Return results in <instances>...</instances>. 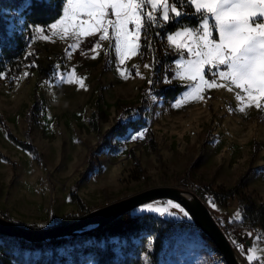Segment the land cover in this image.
Masks as SVG:
<instances>
[{
  "label": "rangeland",
  "instance_id": "rangeland-1",
  "mask_svg": "<svg viewBox=\"0 0 264 264\" xmlns=\"http://www.w3.org/2000/svg\"><path fill=\"white\" fill-rule=\"evenodd\" d=\"M10 20L12 29L21 24L22 17L14 10ZM53 22L31 26L28 49L37 53L35 68L25 69L14 80L0 79V114L8 129L16 138L34 144L39 152L36 155L13 143L6 127L0 124L1 214L29 226L48 227L84 213L70 195L73 189L91 210L148 187H182L180 181L188 176L187 188L202 197V184L231 187L248 167L252 170L242 189L250 192L256 202L264 199V110L251 107L243 113L238 111V90L229 92L227 88L206 90L201 100H183L195 84L176 75L177 61L191 58L183 51L171 65V76L164 66L151 72V66L145 67L149 65L148 59H141L140 55L122 65L108 41L102 42L100 55L92 59L88 50L97 37L88 38L80 49H72V38L61 39L47 29ZM38 28L45 31L41 33ZM71 69H75L77 77L84 78L85 88L61 82L60 76ZM118 69L125 70L124 75ZM205 76L211 77L207 68ZM176 81L188 85L170 102L153 92ZM142 96L149 101L144 111L146 124L108 138L109 147L96 157L97 168L82 173L90 149L108 128L135 115L136 110L129 109L137 106ZM36 97L40 109L31 111ZM178 101H183L182 105L175 107ZM93 113L97 115V130L90 123ZM144 127L154 132L156 150L149 147L148 130L143 131ZM142 131L143 139H132ZM131 150L139 157L142 172ZM203 197L225 228L231 218L237 217L235 199L212 203L208 196ZM168 201L151 200L135 207L133 212L146 211L148 206L163 209L168 207ZM169 208L167 213L173 212ZM71 213L78 215L65 218ZM229 237L244 264L256 261L249 262L246 257L251 252L242 254L234 241L246 249L257 248L256 255L264 257V240L257 239L262 237L260 232L244 228L230 231ZM247 240L250 242L246 243ZM201 245H180L174 262L226 264L214 244ZM167 257L173 259L170 254ZM259 262L264 264V259ZM84 264L95 263L89 260Z\"/></svg>",
  "mask_w": 264,
  "mask_h": 264
},
{
  "label": "trees",
  "instance_id": "trees-1",
  "mask_svg": "<svg viewBox=\"0 0 264 264\" xmlns=\"http://www.w3.org/2000/svg\"><path fill=\"white\" fill-rule=\"evenodd\" d=\"M174 2L182 12L191 13L193 11L187 7V4L184 7H179L181 0H174ZM49 3L54 7L46 8L36 4L29 6V0H0V79L7 77L14 80L25 69L35 68L37 53L28 49L31 26L49 24L62 13L61 0H49ZM14 10L19 12L22 22L11 29L9 27L10 17ZM196 22L194 16L186 15L177 18L164 28L154 25L147 30V39L151 46H145V51L143 55H140V58L148 59L151 72L160 71L164 66L168 75L171 76L173 73L171 65L178 55L176 52L167 51L166 48L164 52H160L159 47L164 49V45L162 43L159 45L158 33L160 31L164 33L166 30L172 32L179 26H192ZM213 34L215 38L218 37L215 31ZM159 54L162 56L159 57ZM187 85L186 82H175L156 88L153 92L166 102H170ZM148 103V98L142 96L139 104L129 109H135V115L119 120L117 124L102 134L99 141L90 149L82 173L94 171L97 168L96 157L109 147L106 142L108 138L124 135L129 129L138 130L146 124L144 111ZM34 109L36 111L40 109L38 97L30 108L31 111ZM90 123L93 129H98L96 113L92 114ZM0 124L6 127L7 135L13 143L39 155L34 144L20 140L11 133L1 114ZM146 140L151 149H157V142L151 129L147 132ZM131 155L135 158L136 166L142 172L139 157L133 150H131ZM251 170L250 167L244 170L231 187L225 185L213 187L211 184H202L199 189L202 198L205 200L204 194L209 197L212 203L226 202L229 199L237 201L240 218H231L227 228L221 223L228 235L230 231L248 228L251 231L260 232L264 240V199L256 202L250 192L242 189ZM185 177L187 179L188 176ZM186 179L180 181L182 187L185 188L189 185V181ZM70 195L78 202L81 212L85 213L89 210L75 189L71 191ZM160 199L176 202L169 198ZM169 209L173 212L161 214L155 211L133 212L131 210L112 222L87 233L42 242H31L23 238L0 234V264H84L89 260L94 261L95 264H168L172 260V264H178L174 262L175 257L173 256L175 253H179L180 245L189 244L199 248L202 246L201 242H204L214 246L192 218H185L178 209ZM75 215L78 214H67L65 218L70 219ZM150 238L151 246H149ZM167 254H170L173 259L167 257ZM256 264L262 263L256 261Z\"/></svg>",
  "mask_w": 264,
  "mask_h": 264
},
{
  "label": "snow or ice",
  "instance_id": "snow-or-ice-1",
  "mask_svg": "<svg viewBox=\"0 0 264 264\" xmlns=\"http://www.w3.org/2000/svg\"><path fill=\"white\" fill-rule=\"evenodd\" d=\"M33 4L54 7L49 0H29V6ZM185 4L193 9L191 13L179 10L174 0H61L62 13L47 29L61 39L72 38L74 43L69 46L72 49H80L88 38L97 37L88 50L92 59L100 55L102 42L108 41L110 50L118 54L123 65L133 56L143 55L145 46H151L147 39L149 28L158 26L160 21L170 24L192 15L196 24L181 26L167 37L170 45L191 57L176 63L177 77L195 82L183 100H201L206 90L227 88L229 92L238 90L235 96L240 102L238 111L243 113L251 107L264 110V0H181L179 7ZM257 18L262 19L258 22ZM37 30L43 33L45 28ZM206 68L210 78L205 76ZM118 71L124 75L125 70ZM66 73L60 76L62 83L85 88L84 78L77 77L75 69ZM182 102L174 106L180 107ZM143 138V131L132 137ZM168 207L178 209L187 219L192 218L178 202L168 201ZM168 207L148 206L146 210L164 214ZM236 216L240 218L239 213ZM234 243L242 254L251 252L246 257L249 262L264 259L256 255L257 248L246 249L243 244Z\"/></svg>",
  "mask_w": 264,
  "mask_h": 264
},
{
  "label": "water",
  "instance_id": "water-1",
  "mask_svg": "<svg viewBox=\"0 0 264 264\" xmlns=\"http://www.w3.org/2000/svg\"><path fill=\"white\" fill-rule=\"evenodd\" d=\"M147 130L148 127L143 128V131ZM159 198L172 199L189 211L194 223L216 246L226 264H244L238 257L229 235L206 201L196 191L174 185L148 187L91 209L72 220L48 227L22 224L0 213V234L23 238L31 242L74 236L104 226L129 213L135 207ZM249 242V240L246 241V243Z\"/></svg>",
  "mask_w": 264,
  "mask_h": 264
},
{
  "label": "built area",
  "instance_id": "built-area-1",
  "mask_svg": "<svg viewBox=\"0 0 264 264\" xmlns=\"http://www.w3.org/2000/svg\"><path fill=\"white\" fill-rule=\"evenodd\" d=\"M166 25L167 24H165L164 22L160 21L158 26L160 28H164ZM169 34H170V32L167 31V30L164 33H162L161 31L158 33L159 45H160V43H162V45H164V49L161 46L159 47V50H160L161 53L165 51V47H166L165 45H167V43H168L167 37H168Z\"/></svg>",
  "mask_w": 264,
  "mask_h": 264
},
{
  "label": "crops",
  "instance_id": "crops-1",
  "mask_svg": "<svg viewBox=\"0 0 264 264\" xmlns=\"http://www.w3.org/2000/svg\"><path fill=\"white\" fill-rule=\"evenodd\" d=\"M257 19H262V18H257ZM176 30H179V27L178 28H176L174 31H176ZM174 31H172V32H174ZM172 32H170V34H172ZM169 34V35H170ZM217 39H218V37H217ZM166 50L167 51H173V52H176L178 55H177V57L174 59V61H173V63H172V67H173V64H174V62L176 61V59H178L179 58V53H181L182 51L181 50H177L175 47H173L172 45H170L169 43H168V47L166 48ZM172 71H174V69L172 68ZM173 74V73H172ZM176 82H178V81H176ZM173 84V83H172Z\"/></svg>",
  "mask_w": 264,
  "mask_h": 264
}]
</instances>
